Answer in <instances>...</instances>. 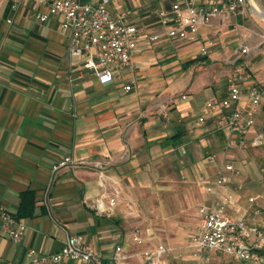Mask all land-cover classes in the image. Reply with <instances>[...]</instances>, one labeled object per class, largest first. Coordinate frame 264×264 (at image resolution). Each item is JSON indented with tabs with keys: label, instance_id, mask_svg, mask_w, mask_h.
Instances as JSON below:
<instances>
[{
	"label": "crops",
	"instance_id": "crops-1",
	"mask_svg": "<svg viewBox=\"0 0 264 264\" xmlns=\"http://www.w3.org/2000/svg\"><path fill=\"white\" fill-rule=\"evenodd\" d=\"M16 1L0 0V259L28 264L29 249L56 252L69 235H82L99 264H112L119 245L124 264H140L138 253L167 246L163 238L176 243L167 255L172 264H196V231L186 234L182 220L200 201L191 220L198 227L200 207L216 200L207 184L217 177L220 157L211 162L208 154H221L229 130L218 124L227 111L206 104L228 97L234 77L221 65L240 48L245 9L201 27L197 40L189 41L167 36L159 16L179 0H110V11L126 13L139 33L131 65L102 85L82 68L81 57L69 55L60 15L39 0ZM39 14L49 19L41 21ZM153 35L160 38L151 41ZM235 79L245 90L256 84ZM239 106L251 109L248 97ZM256 132L257 124L248 139ZM65 158L72 161L55 171ZM255 184H237L245 208ZM113 187L121 192L114 212L97 216L91 201ZM27 190L36 194L34 215L17 217ZM2 209L26 223L21 242L4 231ZM136 228L144 246L132 240Z\"/></svg>",
	"mask_w": 264,
	"mask_h": 264
},
{
	"label": "built area",
	"instance_id": "built-area-1",
	"mask_svg": "<svg viewBox=\"0 0 264 264\" xmlns=\"http://www.w3.org/2000/svg\"><path fill=\"white\" fill-rule=\"evenodd\" d=\"M16 1V0H15ZM41 4L62 17L61 27L68 34L67 51L70 56L83 59L82 68L90 71L102 85L111 84L121 72L131 65V49L137 39L139 29L130 22L126 13L113 14L109 9L110 0L94 3L90 0H39ZM248 0H179L170 11L160 12L159 16L166 27L165 33L173 39L196 41L199 29L203 26L213 27L218 18H226L244 9ZM18 6L17 1L14 8ZM41 21L49 19L47 14H39ZM11 23V20H9ZM160 35L149 36L156 41ZM247 48L242 52L247 53ZM203 53H207L204 49ZM74 81L70 78V83ZM133 84L126 86L132 89ZM263 88L258 84L245 90L239 83L229 85L228 97L220 101H208L210 109L220 108L227 113L219 120V126H227L229 138L225 149L233 147L234 139L239 147L262 146L264 148V130L261 129L252 139L248 134L256 126L260 111ZM248 97L251 109L239 106L241 100ZM204 123L205 118L201 117ZM211 162L217 156H208ZM65 158L55 165L59 170L71 162ZM242 170L233 162H222L216 179L207 184V191L214 194L216 200L212 206H201L198 228L192 237V257L196 264H227L218 258V254L230 256L241 264H263L264 230L255 219L248 218V210L242 208L238 201L240 185L230 193L228 188L232 179L240 177ZM104 182L107 176L101 171ZM104 185V184H103ZM264 187V182H263ZM121 196L120 189L113 187L94 198L90 206L93 212L103 217L112 214ZM250 203L255 197L248 198ZM3 229L15 243L22 241L27 229L26 223L15 218L9 212L1 210ZM133 242L145 245L142 230L136 228L132 233ZM170 249L165 244L145 248L138 253L140 264H166ZM28 264H60L70 259L77 264H99L100 257L96 250L85 244L82 235H69L65 245L56 252L40 254L34 249L26 252ZM127 255L123 246L115 248L110 257L112 264H124ZM0 264H16L2 261Z\"/></svg>",
	"mask_w": 264,
	"mask_h": 264
},
{
	"label": "rangeland",
	"instance_id": "rangeland-1",
	"mask_svg": "<svg viewBox=\"0 0 264 264\" xmlns=\"http://www.w3.org/2000/svg\"><path fill=\"white\" fill-rule=\"evenodd\" d=\"M255 1L257 5L264 10V0ZM244 9L245 17L240 28L242 31L238 34V38L242 39L240 48L235 55L230 58V63L221 65V67L225 68L232 78L234 77L231 83L241 80L235 79L236 75V77L238 76L245 80H252L254 83L261 86V88H263L261 105L264 108V17L254 12L252 4L249 1ZM245 47L248 50L247 53L242 52V49ZM256 124L257 132L255 134H258L264 126V111H259ZM210 155L220 157V164L222 162H233L241 168V176L234 177L230 188H228L230 193L234 192L237 184L241 182H243L245 186L251 182L256 183L254 188H250L249 190L251 191L250 195L253 194L252 196L255 197V201L250 203L246 197L244 201L248 204V207L245 208L242 202H240V205L242 208L248 210V218L257 220L264 230V148L262 146H252L250 144H248L247 147H239L236 145L229 149H225L224 147L221 154L211 151L208 156ZM199 204L200 201L194 200L191 203L192 207L190 208V213L187 215L185 214L187 221L182 220L183 222H187V225H184L186 234L191 231H196L198 228L195 226L194 221L191 220H196L194 212ZM163 242L167 244L170 251L175 250V248L172 247L176 246V243L166 238H163ZM217 256L227 264H241L230 256L224 254H218ZM166 261L167 264H172L174 259L172 256H168V258L166 257Z\"/></svg>",
	"mask_w": 264,
	"mask_h": 264
},
{
	"label": "trees",
	"instance_id": "trees-1",
	"mask_svg": "<svg viewBox=\"0 0 264 264\" xmlns=\"http://www.w3.org/2000/svg\"><path fill=\"white\" fill-rule=\"evenodd\" d=\"M263 109L261 105L260 111H264ZM262 129L264 130V126ZM35 195V192L32 190H27L20 194V208L17 217H32L34 215V209L37 204Z\"/></svg>",
	"mask_w": 264,
	"mask_h": 264
},
{
	"label": "bare ground",
	"instance_id": "bare-ground-1",
	"mask_svg": "<svg viewBox=\"0 0 264 264\" xmlns=\"http://www.w3.org/2000/svg\"><path fill=\"white\" fill-rule=\"evenodd\" d=\"M251 3H252V8H253L254 12L257 13L258 15L264 17V10L259 5H257L256 1L251 0Z\"/></svg>",
	"mask_w": 264,
	"mask_h": 264
},
{
	"label": "water",
	"instance_id": "water-1",
	"mask_svg": "<svg viewBox=\"0 0 264 264\" xmlns=\"http://www.w3.org/2000/svg\"><path fill=\"white\" fill-rule=\"evenodd\" d=\"M251 3V0H248ZM252 4V3H251Z\"/></svg>",
	"mask_w": 264,
	"mask_h": 264
}]
</instances>
